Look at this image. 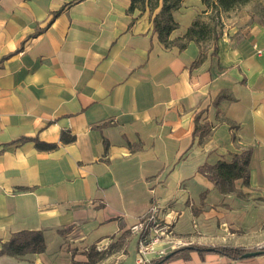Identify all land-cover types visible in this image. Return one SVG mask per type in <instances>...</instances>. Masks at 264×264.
<instances>
[{
    "label": "crops",
    "instance_id": "0c3cea01",
    "mask_svg": "<svg viewBox=\"0 0 264 264\" xmlns=\"http://www.w3.org/2000/svg\"><path fill=\"white\" fill-rule=\"evenodd\" d=\"M131 5L0 0V249L46 246L0 264H138L129 230L154 203L187 249L162 264H264L206 250L264 246V18L180 50L154 31L161 4ZM211 12L183 0L170 39ZM247 150L231 192L201 171Z\"/></svg>",
    "mask_w": 264,
    "mask_h": 264
},
{
    "label": "trees",
    "instance_id": "16d2710c",
    "mask_svg": "<svg viewBox=\"0 0 264 264\" xmlns=\"http://www.w3.org/2000/svg\"><path fill=\"white\" fill-rule=\"evenodd\" d=\"M183 0H132L131 10L134 9L136 2H148L150 6L158 8L161 4V11L154 16L153 26L154 31L158 34L159 40L166 47L178 46L180 50H184L187 44L191 41L200 42L206 40L209 34L213 40H217L218 31L211 28L210 24L195 20L187 29L186 33L181 38L170 39V34L174 31L178 24L174 21L173 12L179 9ZM202 4L210 11L216 12L219 10L230 11L249 4L252 0H200ZM62 10L55 12L54 16H58ZM36 146L40 150L50 149L52 146L37 142ZM235 160L228 164L219 162L215 166H204L201 171L212 180L216 186L223 192L228 193L233 191V182L239 178H245L248 181L249 177V157L250 150H247L242 156H235ZM45 243L40 232H20L12 238L8 244H3L0 249V255H10L13 257H21L30 252L41 253L45 251ZM187 250L186 248L177 249L173 252V256ZM214 252L225 256L240 259L247 252L243 248L217 247ZM264 252V248L262 249ZM166 261V260H165ZM158 262L154 261L151 264Z\"/></svg>",
    "mask_w": 264,
    "mask_h": 264
},
{
    "label": "built area",
    "instance_id": "2783aa9c",
    "mask_svg": "<svg viewBox=\"0 0 264 264\" xmlns=\"http://www.w3.org/2000/svg\"><path fill=\"white\" fill-rule=\"evenodd\" d=\"M129 231L137 237L136 261L138 264H151L159 258L163 259L169 253L180 249L186 244L176 238L173 226L163 220L161 206L158 203L152 204L147 214L132 225ZM160 243H164L165 247L158 248ZM110 245L109 240H104L96 248L99 251H104ZM262 248L264 246L259 249Z\"/></svg>",
    "mask_w": 264,
    "mask_h": 264
},
{
    "label": "rangeland",
    "instance_id": "374dc122",
    "mask_svg": "<svg viewBox=\"0 0 264 264\" xmlns=\"http://www.w3.org/2000/svg\"><path fill=\"white\" fill-rule=\"evenodd\" d=\"M249 14H252L253 17H256L257 19H263L264 18V0H252L249 4L239 7L237 9H234V10H230V11L219 10L216 12L215 11L211 12V16H213V19L210 22L211 24L210 26L211 28L216 27L218 31L219 27L221 28L224 25L232 24L233 22H236L240 18L246 17ZM211 39H212V35L209 34L206 40L204 41V44L205 42H211ZM126 238H129V233L126 234ZM126 238L124 239V242H126ZM109 248L104 251L110 250ZM215 248H208L206 250L212 251ZM262 249L258 248V250H262Z\"/></svg>",
    "mask_w": 264,
    "mask_h": 264
},
{
    "label": "water",
    "instance_id": "95a60500",
    "mask_svg": "<svg viewBox=\"0 0 264 264\" xmlns=\"http://www.w3.org/2000/svg\"><path fill=\"white\" fill-rule=\"evenodd\" d=\"M264 252L262 250H255V251H248L246 252L242 258H249V257H254L260 254H263ZM173 256V252L165 256L163 259L159 260L158 262H155L153 264H162L165 260L171 258Z\"/></svg>",
    "mask_w": 264,
    "mask_h": 264
}]
</instances>
